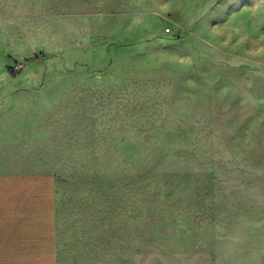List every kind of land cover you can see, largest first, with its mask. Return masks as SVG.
<instances>
[{
	"label": "rangeland",
	"instance_id": "374dc122",
	"mask_svg": "<svg viewBox=\"0 0 264 264\" xmlns=\"http://www.w3.org/2000/svg\"><path fill=\"white\" fill-rule=\"evenodd\" d=\"M5 173L63 264H264V0H0Z\"/></svg>",
	"mask_w": 264,
	"mask_h": 264
},
{
	"label": "crops",
	"instance_id": "0c3cea01",
	"mask_svg": "<svg viewBox=\"0 0 264 264\" xmlns=\"http://www.w3.org/2000/svg\"><path fill=\"white\" fill-rule=\"evenodd\" d=\"M53 174H0V264H63Z\"/></svg>",
	"mask_w": 264,
	"mask_h": 264
},
{
	"label": "built area",
	"instance_id": "2783aa9c",
	"mask_svg": "<svg viewBox=\"0 0 264 264\" xmlns=\"http://www.w3.org/2000/svg\"><path fill=\"white\" fill-rule=\"evenodd\" d=\"M22 67L19 66V69H21Z\"/></svg>",
	"mask_w": 264,
	"mask_h": 264
},
{
	"label": "bare ground",
	"instance_id": "6f19581e",
	"mask_svg": "<svg viewBox=\"0 0 264 264\" xmlns=\"http://www.w3.org/2000/svg\"><path fill=\"white\" fill-rule=\"evenodd\" d=\"M23 72V71H22ZM19 75V74H18ZM7 80V79H6Z\"/></svg>",
	"mask_w": 264,
	"mask_h": 264
}]
</instances>
